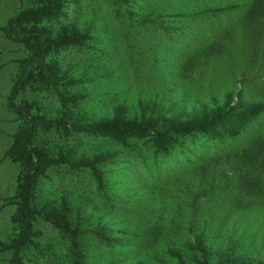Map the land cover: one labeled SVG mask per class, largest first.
Wrapping results in <instances>:
<instances>
[{
  "label": "rangeland",
  "instance_id": "rangeland-1",
  "mask_svg": "<svg viewBox=\"0 0 264 264\" xmlns=\"http://www.w3.org/2000/svg\"><path fill=\"white\" fill-rule=\"evenodd\" d=\"M249 3L250 0H65L62 15L36 26L54 38L75 39L69 47L53 53L50 63L59 70L61 91L65 92L63 84L71 81L74 87L66 95L79 99L75 104L68 102L70 111L52 97L44 99L46 93L39 92V101L49 117L67 111L84 127L117 121L156 129L190 124L220 107L229 94L235 101L241 96L243 102H264V18L251 19ZM31 5V0H0V159L17 125L7 99L17 61L25 56L24 44L10 40L4 29L13 16ZM217 7L225 10L216 13ZM27 96L37 99L33 92ZM250 133L251 130L237 141L242 147ZM78 135L69 141L79 144L77 149H82L90 160L104 161L101 169L107 195L116 202L114 208L104 203L99 207L93 199H80V195L76 206L85 208H81L84 214L79 225L85 232L104 230L107 236L127 242L101 249L85 239L86 264H180L175 253L183 255L184 264H191L188 247L203 230L205 242L201 247L210 252V264H217L226 252L232 254L230 260L264 264V187L255 193L226 190L224 186L215 194L206 191L204 196L205 192H199V208L188 207L185 193L195 189L193 180L203 168L189 170L178 182H171L162 197L139 173L145 169L152 177L160 176L149 161L146 165V161L130 157L126 149L103 137ZM195 139L188 140L184 148L192 150L191 157L198 160L202 140ZM223 145L212 152L224 155ZM178 162L185 164L183 160ZM177 163H172L171 169L177 168ZM18 172V166L8 158L1 162L0 241L7 244L18 233L11 221L13 207L9 205ZM47 172L38 190L41 204L53 202L56 208H62L63 199L69 203L78 195L74 181L63 171ZM233 174L228 168L225 176L219 175L223 180H216V186L229 185L227 177ZM179 188L185 195L180 200L173 195ZM237 196L253 201L252 207H235ZM159 216L162 220L157 223ZM205 220L210 224L206 225ZM163 227L168 238L153 240L151 231ZM188 229L194 231L193 238H187ZM125 231L128 235L123 234ZM27 245L23 264H71L66 241L41 219L35 221ZM0 264H11L10 251L0 250Z\"/></svg>",
  "mask_w": 264,
  "mask_h": 264
},
{
  "label": "trees",
  "instance_id": "trees-1",
  "mask_svg": "<svg viewBox=\"0 0 264 264\" xmlns=\"http://www.w3.org/2000/svg\"><path fill=\"white\" fill-rule=\"evenodd\" d=\"M31 2L32 5L21 9L4 29L10 40L25 46V56L17 61L13 88L7 99L8 109L15 115L17 125L0 159V164L8 158L19 168L15 193L9 199V205L13 207L11 221L18 229L17 238L10 244L0 241V250L11 252V264H23L25 248L32 238L34 223L38 219L53 226L66 241V255L71 264H86V248L83 243L85 239L91 241L95 248L101 249H111L116 244L127 243L107 236L104 230L85 232L79 225L81 216L84 214V209L81 208H85L81 205H79L80 208L76 206L80 195H82L80 199H93L99 207H103L101 203H104L114 208L116 202L107 195L105 185L107 181L101 169L104 161L101 158L90 160L82 149V151L77 149L79 144L77 145L76 142L72 144L69 141L75 135V137L80 136L78 134H93L111 140L126 149L130 157L140 162L146 161V165L149 161L153 171L160 176L152 177L145 169H141L139 173L142 174L143 181L157 188V193L162 197L166 196L167 187L171 185V182H178L189 170L203 168L199 177L193 180L196 191L186 186L190 189L185 193L187 201L184 200L188 207L199 208L197 206L200 202L199 192H205L204 196L206 191H215V194L223 186L226 190L234 189L244 193H255L263 189L264 102H243L240 96L241 91L237 93L240 96L237 101L234 100L233 95L229 94L220 107L196 118L190 124L171 125L162 129H156L150 125H124L117 121L101 122L84 127L72 115L67 114V111L64 115L49 117L45 105L39 101V92L46 93L44 99L52 97L59 101L64 110H69V101L73 104L78 102V96L66 95L67 91L71 94L70 91L74 87L71 81L64 83L63 90L66 91H61L59 86L62 85L57 80L59 70L56 65L50 63L53 53L69 47L75 39L60 36L54 38L49 31L36 26L38 22L62 15L65 0H31ZM224 10L223 7H217L214 12L222 13ZM248 14L253 20L264 18V0H250ZM31 92L37 94V99H30L27 96ZM250 130L251 133L245 141L246 145L242 147L237 141ZM194 138L202 140L198 147L202 155L198 160L191 157L192 150L186 151L184 148L187 141ZM235 139L237 140L234 141ZM220 144H224L221 146V150L225 152L224 155L215 153L219 152L217 150L212 152L218 149ZM181 159L185 162L184 166L178 162V160L181 162ZM174 162H178L175 165L177 168L171 169ZM165 164L166 166L163 167ZM228 168L234 171L233 176L227 177L229 185L216 186V180L218 182L223 180L218 178L219 175L225 176ZM49 170H55L58 174L62 171L69 174L78 192V195L69 203L63 199L62 208H56L53 202L42 205L39 199L38 190L42 178L48 174ZM173 195L177 196L178 200L185 197L181 188L175 190ZM212 199L213 197L209 200ZM83 202L81 200L80 204ZM261 202L264 203V200ZM252 203L253 201L237 196L234 206L243 208L250 206L251 208ZM213 204L212 202L211 205ZM246 214L243 213V215ZM196 217L194 214V220ZM156 220L157 223L160 222L162 216L157 217ZM204 223L210 224L207 220ZM123 234L128 235V232L125 231ZM151 234L155 241L160 236L164 240L168 238L164 227L163 230L151 231ZM204 234L205 230L194 237V231L191 229L187 231V238L194 237L193 244L188 247L192 254L191 264H210L212 257L210 252L201 247V243L205 242ZM171 253L174 254L173 251ZM175 255L180 259V264H184L183 255L177 253ZM231 255L226 252L224 258H220L217 264L246 263L234 258L230 260Z\"/></svg>",
  "mask_w": 264,
  "mask_h": 264
}]
</instances>
